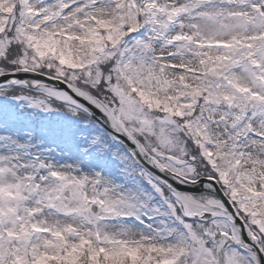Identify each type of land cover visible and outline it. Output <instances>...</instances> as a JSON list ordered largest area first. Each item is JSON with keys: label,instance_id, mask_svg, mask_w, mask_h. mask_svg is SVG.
Wrapping results in <instances>:
<instances>
[{"label": "snow or ice", "instance_id": "obj_1", "mask_svg": "<svg viewBox=\"0 0 264 264\" xmlns=\"http://www.w3.org/2000/svg\"><path fill=\"white\" fill-rule=\"evenodd\" d=\"M0 264H264V0H0Z\"/></svg>", "mask_w": 264, "mask_h": 264}]
</instances>
